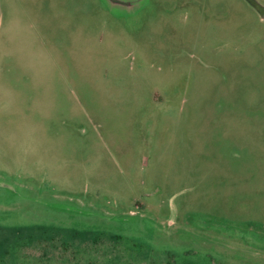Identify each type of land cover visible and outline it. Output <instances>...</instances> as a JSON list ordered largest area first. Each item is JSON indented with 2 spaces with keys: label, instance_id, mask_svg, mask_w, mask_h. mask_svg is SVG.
<instances>
[{
  "label": "rangeland",
  "instance_id": "374dc122",
  "mask_svg": "<svg viewBox=\"0 0 264 264\" xmlns=\"http://www.w3.org/2000/svg\"><path fill=\"white\" fill-rule=\"evenodd\" d=\"M0 264H264V0H0Z\"/></svg>",
  "mask_w": 264,
  "mask_h": 264
},
{
  "label": "crops",
  "instance_id": "0c3cea01",
  "mask_svg": "<svg viewBox=\"0 0 264 264\" xmlns=\"http://www.w3.org/2000/svg\"><path fill=\"white\" fill-rule=\"evenodd\" d=\"M7 78H8V81H12L13 79H11V77L9 76V72H8V70H7ZM70 81H72L71 79H70ZM60 91H61V88H60V86L57 88V95L58 94H60ZM72 92H73V90H72ZM74 93H76V91L74 92ZM7 189H9V188H7Z\"/></svg>",
  "mask_w": 264,
  "mask_h": 264
},
{
  "label": "water",
  "instance_id": "95a60500",
  "mask_svg": "<svg viewBox=\"0 0 264 264\" xmlns=\"http://www.w3.org/2000/svg\"><path fill=\"white\" fill-rule=\"evenodd\" d=\"M249 1L254 2L255 0H249Z\"/></svg>",
  "mask_w": 264,
  "mask_h": 264
}]
</instances>
